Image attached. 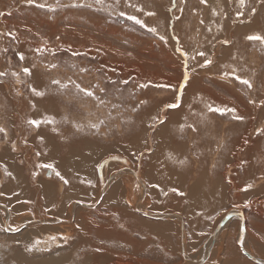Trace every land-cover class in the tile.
Wrapping results in <instances>:
<instances>
[{
    "label": "rangeland",
    "instance_id": "1",
    "mask_svg": "<svg viewBox=\"0 0 264 264\" xmlns=\"http://www.w3.org/2000/svg\"><path fill=\"white\" fill-rule=\"evenodd\" d=\"M132 2L156 13L141 18L169 37L168 43L119 17L120 11L137 14L125 0L119 6L116 0H104L102 5L96 0H36L31 5L26 0H0V72L7 73L0 77V126L7 132L0 133V149L8 159L0 167V203L11 211L7 216L0 206V264L9 260L13 264H196L217 225L232 210L245 219L246 248L264 257V135L258 132L264 129V106L259 104L264 99V43L247 38L264 36V4L261 0H245L244 6L240 0ZM73 3L91 7H72ZM37 4L51 5L56 11ZM181 46L190 55L205 51L213 65L201 69L189 59L190 70H196L182 111L169 110L165 125L150 129V117L175 95L171 89L152 85L181 83L183 59L176 51ZM38 47L55 49V55L38 53ZM50 63L59 67L48 71L44 66ZM33 65L34 75L24 76L23 68ZM85 68L88 71H82ZM233 68L252 80L253 89L234 77H223ZM14 72L24 83H17ZM69 78L82 87L99 84L105 92L97 94L108 103L97 105L77 95L71 85L60 89L50 83ZM144 83L150 86L141 89ZM28 85L46 95L35 96ZM194 95L214 106L235 107L245 119L208 113L204 102H193ZM38 112H47L56 123L30 125L29 120L48 117L40 118ZM184 117L197 132L179 130ZM77 146L80 154L71 155ZM169 153L175 160L168 158ZM183 159L188 162L181 165L178 161ZM45 164L53 168L42 167ZM74 166L81 171L73 175ZM118 170L121 173L113 180ZM131 170L139 173L146 187ZM78 180L85 184L77 185ZM47 183L51 191L42 185ZM117 185L120 196H113ZM173 188L178 191L172 192ZM143 212L177 213L181 219L148 217ZM57 218L66 222L53 227L27 223ZM4 221H9V230ZM27 224L31 225L25 228ZM85 226L93 232L103 229L99 246L93 247L97 235L83 232ZM241 226L239 217L228 222L204 264H256L238 245ZM24 230L35 233L28 242L17 239ZM52 235L60 241L52 240ZM182 245L193 260L183 255Z\"/></svg>",
    "mask_w": 264,
    "mask_h": 264
},
{
    "label": "snow or ice",
    "instance_id": "2",
    "mask_svg": "<svg viewBox=\"0 0 264 264\" xmlns=\"http://www.w3.org/2000/svg\"><path fill=\"white\" fill-rule=\"evenodd\" d=\"M26 2L28 4H35L36 0H26ZM57 2H59V0H57ZM207 0H201V3H206ZM97 4L102 5L104 3V0H96ZM120 0H116V5L119 6ZM125 3L127 4L128 7L135 9L137 14H129L126 11H120L119 12V17L122 18H126L128 21H131L132 25L134 26H139L141 29H146L148 33H151L153 35H159V40L164 42V43H168L169 37L165 36V35H160L158 33V30L156 27H150L148 24L145 23L144 19L141 18V14L143 15H147V16H155L156 13L154 11H147L145 12V9L142 5L138 4V3H133L132 0H125ZM261 3L264 4V0H261ZM240 4L241 6H244L245 4V0H240ZM39 8H47L49 11L51 12H55L56 8L51 6V5H46V4H37L36 5ZM72 7H91V5H82L80 3H73L71 5ZM253 12H255V9H252ZM176 20L179 21L180 17L177 16ZM201 23H203V21H200ZM11 34V33H10ZM249 40L251 41H260L262 43H264V36H259V35H250L247 37ZM177 42H179V38L176 37ZM223 43L227 44L229 43V41L225 40L223 41ZM36 52L43 54L44 52L48 51L51 52L53 55H55L56 50L55 49H49V48H44V47H38L35 49ZM176 51H179L182 54V59H183V64L182 67L184 69L183 74H182V80L181 83L177 86V85H172V84H167V85H152L153 87H157V88H165V89H171L174 91L175 95L173 97L172 102L169 103H165L163 105V108L158 111L156 113V115L151 116L150 119L152 121L151 124H149V128L150 129H156L157 125L159 126H164L165 123L168 121L171 112L169 110H181L182 111V106L185 103L184 97H185V92L186 89L188 87L191 86L192 83H194V73H195V68H192L190 70L189 68V59H191L192 61L196 62V67L197 68H201V69H205V68H209L211 65H213V60L210 59L207 55V53L205 51H199V50H195V54L194 55H190L188 51H185L183 46H181V48L176 49ZM74 56H79L81 55L80 53H76L73 52ZM201 57L203 58L202 61L198 60L197 58ZM20 59L24 60L25 57L24 55L21 53L20 54ZM46 70L51 71V70H55L59 67L58 64L56 63H50L44 66ZM75 67V66H73ZM33 68H35V65H33L31 68L30 67H25L23 68V74L26 77H31L34 75L33 73ZM82 71H88V69H82ZM7 75V73L5 72H0V77H3ZM13 76H15L17 78V83H24L23 80L20 79L19 74L18 73H12ZM234 77L235 80L239 81L242 85H245L248 89H253L254 85L252 80L248 79V78H242L239 74H237V70L235 68L232 69L231 72H224L223 73V77L227 78V77ZM51 84L53 85H57L60 89H68L69 85H71L75 90H76V94H82L84 97L87 98H91V100L95 101L97 103V105H106L108 103V101H106L102 96L97 94V91L99 92H105V89L100 87L99 84L95 85L94 88H89V87H82L80 84L76 83V81L71 80V78H69L66 82L62 83L61 80L59 79H52L50 81ZM115 81H112V84H115ZM123 83L127 84L128 81L125 80L123 81ZM150 85L149 83H144V84H140L139 87L141 89H146L148 88ZM28 87L31 89V92L37 96V97H44L46 95L45 91H40L38 90L36 87H32V85H28ZM196 100H200L201 102H204L205 105V109L208 113H215V114H219L221 116L226 115V114H231L232 118L234 120H238V121H243L245 119V117L243 115H239L237 113V109L235 107H221V106H214L213 103L211 102H205L203 100V97L194 95L193 98V102H195ZM253 104H256L255 100H251L250 101ZM147 101H140V104H146ZM259 104L264 106V99L259 101ZM33 107H35V105H33ZM188 108L191 109L192 108V103L188 104ZM137 108H133L132 111H137ZM165 113H167V115H165ZM28 123L30 125H33L35 127H39L42 123L43 124H55L56 120L55 117H45V119L43 121L41 120H29ZM77 127H80L79 125H77ZM92 128H97L99 127L98 124H92L91 125ZM191 129V131L193 132H197L198 128L196 127V125L194 123H188L187 117H184V123L179 125V130L181 132H183L185 129ZM53 131H56V129L54 128ZM258 132L261 135H264V129H258ZM0 133H4L5 135L7 134L6 129L2 126H0ZM41 139H43V137H41ZM145 143H147V140H145ZM13 149H15V145H12ZM39 155V153H38ZM141 155H143V153H141ZM169 159L175 160V157L172 156L171 153H169L168 156ZM114 159H119V157H114ZM181 165L186 164L188 161L186 159L183 160H179L178 161ZM42 167L45 168H53V165L51 164H45L42 165ZM5 171H7V169H5ZM9 176H11L12 174L10 172L7 173ZM56 176L59 177L60 180L63 181L64 184H68V180H66L64 178V176L61 175V173L59 171H56ZM248 188H252L253 185L249 184L247 186ZM172 192H177L178 190L176 188L171 189ZM2 194V193H0ZM165 195H167V193H165ZM180 195H185L184 193H180ZM251 201H248L247 204L245 205L250 206ZM147 215V214H145ZM121 227H123V225H121ZM16 231H19V229H16ZM52 240H55L56 237L53 236L51 237ZM63 239L65 241L68 240V237H63ZM40 242L37 241L36 244L32 245V248H35ZM29 251L31 249H28Z\"/></svg>",
    "mask_w": 264,
    "mask_h": 264
},
{
    "label": "bare ground",
    "instance_id": "3",
    "mask_svg": "<svg viewBox=\"0 0 264 264\" xmlns=\"http://www.w3.org/2000/svg\"><path fill=\"white\" fill-rule=\"evenodd\" d=\"M38 113H39V112H38ZM39 114H41V113H39ZM52 117H53V116H52ZM50 125H52V124H50ZM41 134H42V133H41ZM37 139H38V138H36V142L38 141ZM125 168H129V167H125ZM121 170H122V169H120V171H121ZM131 171L133 172V175H134L135 178L139 181V183H140L142 186H143V185L145 186V183L143 182L142 178L139 176V173H137L136 171H133V170H131ZM119 173H121V172H119V170H118L117 172H115L114 174H112V177H111V178H112V179H113V178L115 179L116 175H118ZM114 179H113V180H114ZM110 181H111V180L108 178L106 183H110ZM106 183H105V184H106ZM42 185L44 186V188H45L46 190L51 191V189H52V188H50V186L52 187L51 184L47 183V184H45V185H44V184H42ZM145 187H146V186H145ZM70 188H71V187H70ZM73 188H74V187H73ZM73 188H72V189H73ZM105 189H106V188L103 189V192H104ZM99 197H100V196H99ZM143 198H144V197H143ZM99 199H100V198H99ZM140 199H141V198H140ZM140 202H141V200L138 201V208H140V207H139ZM0 206L3 207V208L7 211V214H8L7 216H10V217H11V211H10V210H9V209H8L3 203H0ZM72 207H73V206H72ZM76 209H77V208H76ZM76 209H75V210H76ZM75 210L72 211V214H76V211H75ZM140 210H141V209H140ZM237 212H238V211H237ZM143 213L146 214L145 212H143ZM1 214H2V213H1ZM173 214H175L176 216L173 215ZM4 216H5V215H4ZM147 216H148V217H154V216H155V218L158 217V216H156V215H152V214H149V213H147ZM10 217H9V218H10ZM73 217H74V219H75V216H74V215H73ZM160 217H169V218H170V217H177V218L181 219V215H179V214H177V213H169V214H166V215H160ZM3 218H4V217H3ZM5 218H6V217H5ZM239 218H241V217H239ZM242 218H243V217H242ZM242 218H241V219H242ZM6 219H8V218H6ZM11 219H13V217L10 218L9 221H10ZM4 220H5V219H4ZM65 220H66V219H60V220H59V219L57 218V219H53V220H51V219H50V220H49V219H48V220H43V219H41V220H33V221H30V222H29V221H28V222L26 221V222H27V223H32V222H33V223H35V224L44 225L43 227H47V226L53 227V225H55V224L57 225L58 223H59V224H63V223H65V222H66ZM9 221H8V222H5V221H4V222L6 223V224H5V226H6V228H7L6 230H9V226H11V225L8 226ZM180 221H181V220H180ZM9 224H10V223H9ZM183 224H184V222L182 221V225H183ZM30 225H31V224H27V225L25 226V228H26V227H29ZM15 229H17V228H15ZM15 229H14V230H15ZM102 230H103V229H102ZM102 230L100 229V232H103ZM11 231H12V230H11ZM220 231H221V230H220ZM220 231H219V232H220ZM219 232H218V233H219ZM27 233H28V231L25 232V230H24V231L20 232L19 234H16V236H17V235H20L19 237L17 236V237H18L17 239L20 240V241H21V240H24V241L28 242V241H29V238H25V235H27ZM218 233L216 234L215 237H212V236H211L210 239L212 240V239H214V238H217ZM34 234H35V233H34ZM34 234H33V233H32V234L30 233L31 236H33ZM182 235H183V233H182ZM10 236H11V235H10ZM12 236H14V235L12 234ZM244 236H245V234L243 235V238H244ZM182 237H183V238H182V241H183V240H184V236H182ZM13 238H14V237H13ZM30 238H31V237H30ZM56 240H57V241H60V239H56ZM211 240H210V241H211ZM238 240H239V239H238ZM53 243H54V242H53ZM56 243H57V242H56ZM183 243L185 244V241L182 242V244H183ZM242 243H243V240H242ZM209 245H210V243L208 244V246H209ZM243 246H244V243H243ZM206 248H207L206 251L204 252V250H203V253H202V255H204V257H205L207 254L210 255V253H211V250H210L211 248H210V249H209V247H206ZM204 249H205V248H204ZM182 252H183V255H184L187 259L190 257L191 260H193V258H192L191 256H189V255L187 256V254H186V250H185V246H183V245H182ZM14 254H16V256H17L19 253H18V252H15ZM14 254H13V255H14ZM22 254H23V253H22ZM251 254H252V255H255V254H253V253H251ZM202 255H201V257H202ZM16 256H15V257H16ZM19 256H20V255H19ZM19 256H18V257H19ZM23 256H24V254H23ZM23 256H22V257H23ZM255 256H257V255H255ZM18 257H16V258H18ZM201 257H200V258H201ZM258 257H259V256H258ZM20 258H21V257H20ZM200 258L197 259V263H196V264H199V262H200V261H199ZM14 259H15V258H14ZM263 259H264V258H263ZM9 261H11V260H9ZM9 261L7 262V264H9ZM15 262H16V261H15ZM15 262H14V263H15ZM10 264H13L12 261L10 262ZM17 264H19V263H17Z\"/></svg>",
    "mask_w": 264,
    "mask_h": 264
},
{
    "label": "crops",
    "instance_id": "4",
    "mask_svg": "<svg viewBox=\"0 0 264 264\" xmlns=\"http://www.w3.org/2000/svg\"><path fill=\"white\" fill-rule=\"evenodd\" d=\"M35 101V100H34ZM33 105H35V107H37V105H36V103H33ZM35 107H33V109H35ZM51 111H52V109H51ZM53 112V111H52ZM43 115H47V112H43L41 115H40V118L43 116ZM48 116V115H47ZM55 116V115H54ZM45 117V116H44ZM49 117V116H48ZM35 118H37V119H39V117L38 116H36V117H34V119ZM35 130V129H34ZM171 136H173V135H171ZM28 148L30 149V147L28 146ZM79 148V146H77V147H73V149H72V153H71V155H74V154H80V152L79 151H77V149ZM35 150V149H34ZM24 153L25 154H27L28 152L26 151V148H24ZM31 154L33 153V154H35L36 155V153H37V151H32V152H30ZM115 153H118V152H115ZM6 152L4 151V150H2V147H1V149H0V167H2V165L3 164H5V162H7V157H6ZM70 154V153H69ZM119 154H121V153H118L117 155H119ZM29 158H30V156H29ZM75 167V166H74ZM78 168L80 169V170H78ZM75 169H77V170H74L73 171V175L76 173V172H78V171H81V168H80V166L79 167H75ZM34 170V169H33ZM83 170H85V169H83ZM86 171V170H85ZM83 172V171H82ZM215 175L217 176L218 175V173L215 171ZM214 181V180H213ZM211 183H213L212 181H211ZM76 184L77 185H82L83 186V184H85V182H83V181H77L76 182ZM214 184V183H213ZM74 186H76V185H74ZM119 190H121V186L120 185H117V186H115V188H114V190H113V192H114V195L113 196H116L117 194H118V191ZM115 193H116V195H115ZM108 194V193H107ZM111 195H110V193H109V195H107V199H108V197H110ZM118 196H120L119 194H118ZM106 199V200H107ZM111 200H113L112 198H111ZM118 200L120 201V199H119V197H118ZM114 201V200H113ZM149 214H151V213H149ZM115 215H116V213H115ZM153 215V214H152ZM154 215H156V216H158V217H160V215L159 214H154ZM76 218V217H75ZM79 222V221H78ZM85 229L83 230V232H86L89 236H92L93 234H96L97 235V239H98V242L96 243V244H93V247L94 246H99L100 245V241H101V233H103V232H100V230L99 231H95V232H93L92 231V229H91V227H88V226H85L84 227ZM94 229H97V228H94ZM57 233H59V231H56ZM81 235H83L81 232H79ZM53 234V233H52ZM35 235V234H34ZM33 235V236H34ZM53 236V235H52ZM240 236V235H239ZM56 237H58V236H56ZM25 238H29L30 239V233H27V235H25ZM243 243L245 244V241L243 240ZM92 246V245H91ZM244 247L246 248V246L244 245ZM250 253H252V251L250 250V249H248V248H246ZM258 256V255H257ZM260 257V256H259ZM86 258V257H85ZM261 258H264V257H261ZM95 259V258H94Z\"/></svg>",
    "mask_w": 264,
    "mask_h": 264
},
{
    "label": "water",
    "instance_id": "5",
    "mask_svg": "<svg viewBox=\"0 0 264 264\" xmlns=\"http://www.w3.org/2000/svg\"><path fill=\"white\" fill-rule=\"evenodd\" d=\"M238 210H232L230 212H228L224 217L223 219L219 222V224L217 225L212 237H215L216 234L222 230L227 224L229 221H231L233 218H236V217H241L243 216V214L238 211ZM175 215V214H173ZM147 216V215H146ZM176 216V215H175ZM155 217V216H154ZM183 229V228H182ZM246 232V223H245V219L242 218V226H241V229H240V236H239V240H238V245L242 251V253L248 257L250 260H252L253 262H255L256 264H264V259L261 258V257H258V256H255V255H252L244 246H243V243H242V237L243 235L245 234ZM219 234V233H218ZM216 241V238L212 239L211 241V244L208 246L209 249L212 248L213 244L215 243ZM207 249V248H206ZM211 250V249H210ZM206 251V250H205ZM204 251V252H205ZM209 255L207 254L205 257L204 255H202V257L200 258V262L199 264H204L206 262V260L208 259Z\"/></svg>",
    "mask_w": 264,
    "mask_h": 264
}]
</instances>
